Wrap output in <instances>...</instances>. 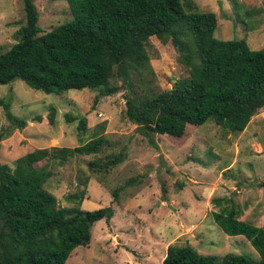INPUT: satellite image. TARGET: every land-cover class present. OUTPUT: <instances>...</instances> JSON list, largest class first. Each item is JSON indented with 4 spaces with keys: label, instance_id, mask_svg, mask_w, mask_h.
Masks as SVG:
<instances>
[{
    "label": "trees",
    "instance_id": "16d2710c",
    "mask_svg": "<svg viewBox=\"0 0 264 264\" xmlns=\"http://www.w3.org/2000/svg\"><path fill=\"white\" fill-rule=\"evenodd\" d=\"M72 20L43 33L33 0H22L25 24L19 40L0 54V85L14 80L45 94L67 90H96L95 102L115 90L120 78L125 90V116L136 131L181 138L187 127L210 121L233 134L242 133L251 118L264 110V48L250 50L246 40L214 37L217 18L198 11L193 0H66ZM264 5V0H263ZM155 37L170 45L186 75L170 89L153 93L147 87L153 75L147 43ZM131 73L142 86L137 92ZM10 100L0 98L5 119L14 128L26 127L15 117ZM76 130H87L86 119L65 114ZM54 124V109L47 115ZM75 123V124H73ZM6 133H0V142ZM102 135L75 148L34 149L16 159L14 167L0 162V264H65L73 252L91 241V229L101 220L109 224L111 206L86 211L79 193L67 197L71 206H59L44 188L51 176L50 161L63 164L75 155H96ZM124 154L106 158L101 168L123 162ZM44 161V165L36 164ZM90 169L98 161L88 163ZM118 190L112 192L113 203ZM217 205L221 201L212 200ZM242 208L226 201L212 219L229 236L243 237L255 256L201 255L189 246H168L161 264H264V227L240 219Z\"/></svg>",
    "mask_w": 264,
    "mask_h": 264
},
{
    "label": "rangeland",
    "instance_id": "374dc122",
    "mask_svg": "<svg viewBox=\"0 0 264 264\" xmlns=\"http://www.w3.org/2000/svg\"><path fill=\"white\" fill-rule=\"evenodd\" d=\"M198 11L217 18L214 37L244 39L250 50L264 48L263 0H193ZM43 33L70 22L66 0H33ZM25 24L22 0H0V54L19 40ZM153 75L147 87L153 93L170 89L186 75L170 45L155 37L147 43ZM137 92L142 86L135 75ZM114 77L110 96L95 102L96 90H67L45 94L14 80L0 85V98L10 100L12 114L26 121L22 130L5 119L0 108V162L14 167L17 158L34 149L75 148L102 135L96 155H75L63 164H47L51 176L44 188L59 206L69 207L67 197L85 184L81 208L86 211L111 206L109 224L101 220L91 229V241L76 249L65 264H161L168 246H189L201 255L255 256L253 247L240 236L224 234L212 213L230 201L242 208L241 220L264 227V110L253 116L246 129L233 134L213 122L187 127L181 138L153 135L156 144L136 131L125 116V90ZM54 109V124L47 115ZM85 118L87 130L79 133L65 114ZM75 124V123H73ZM124 154L123 162L101 168L109 156ZM96 160L99 167L90 169ZM44 161L36 164L43 166ZM118 190L113 203L112 192ZM217 205L212 200H219Z\"/></svg>",
    "mask_w": 264,
    "mask_h": 264
}]
</instances>
